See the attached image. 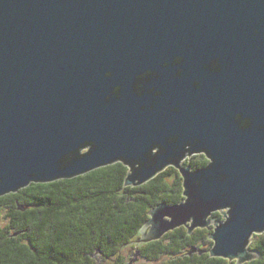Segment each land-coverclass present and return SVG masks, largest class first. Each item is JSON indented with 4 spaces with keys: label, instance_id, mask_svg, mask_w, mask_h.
Segmentation results:
<instances>
[{
    "label": "water",
    "instance_id": "water-1",
    "mask_svg": "<svg viewBox=\"0 0 264 264\" xmlns=\"http://www.w3.org/2000/svg\"><path fill=\"white\" fill-rule=\"evenodd\" d=\"M116 163L127 187L183 180L137 246L212 229L211 257H259L264 0H0V197Z\"/></svg>",
    "mask_w": 264,
    "mask_h": 264
},
{
    "label": "trees",
    "instance_id": "trees-1",
    "mask_svg": "<svg viewBox=\"0 0 264 264\" xmlns=\"http://www.w3.org/2000/svg\"><path fill=\"white\" fill-rule=\"evenodd\" d=\"M195 164L197 170L208 161ZM127 174L116 163L0 197L9 220L0 227V264H129L134 253L146 264H237L210 256L212 229L189 234L180 227L137 246L153 208L183 201V180L169 166L149 182L127 187ZM213 217L223 220L220 213ZM193 248L197 252L190 254ZM249 249L259 257L244 264H264V234L254 235Z\"/></svg>",
    "mask_w": 264,
    "mask_h": 264
},
{
    "label": "flooded vegetation",
    "instance_id": "flooded-vegetation-1",
    "mask_svg": "<svg viewBox=\"0 0 264 264\" xmlns=\"http://www.w3.org/2000/svg\"><path fill=\"white\" fill-rule=\"evenodd\" d=\"M198 159H203V160L206 159L209 163L208 158L204 154H194L192 156H187L181 163H182L183 167L190 165L193 170H196V169H194V167L196 166L195 163ZM146 263H148V262L143 260L140 256L138 257V253H134V257L131 259V262L129 264H146Z\"/></svg>",
    "mask_w": 264,
    "mask_h": 264
},
{
    "label": "rangeland",
    "instance_id": "rangeland-1",
    "mask_svg": "<svg viewBox=\"0 0 264 264\" xmlns=\"http://www.w3.org/2000/svg\"><path fill=\"white\" fill-rule=\"evenodd\" d=\"M8 223H9V220H8L6 211L3 208H0V227H5L8 225Z\"/></svg>",
    "mask_w": 264,
    "mask_h": 264
}]
</instances>
